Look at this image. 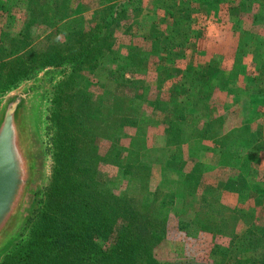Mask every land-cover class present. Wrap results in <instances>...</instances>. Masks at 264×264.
Wrapping results in <instances>:
<instances>
[{
  "label": "crops",
  "instance_id": "crops-1",
  "mask_svg": "<svg viewBox=\"0 0 264 264\" xmlns=\"http://www.w3.org/2000/svg\"><path fill=\"white\" fill-rule=\"evenodd\" d=\"M108 9L123 16L112 30L120 57L141 54V70L124 74L120 63L114 84L122 88L119 97L142 96V114L153 120L147 147L168 160L173 147L180 148L183 171L199 166L204 182L207 170L231 175L228 186L233 174L248 186L254 172L264 176V150L252 151L259 169L245 174L223 155L225 148L243 164L249 154L226 139L235 131L254 133L264 144V0H73L69 19L82 18L90 27L92 13L103 16ZM159 167L151 166L155 180ZM231 191H221L220 201L242 209ZM249 191L255 194L254 187Z\"/></svg>",
  "mask_w": 264,
  "mask_h": 264
},
{
  "label": "rangeland",
  "instance_id": "rangeland-1",
  "mask_svg": "<svg viewBox=\"0 0 264 264\" xmlns=\"http://www.w3.org/2000/svg\"><path fill=\"white\" fill-rule=\"evenodd\" d=\"M81 2V0H79ZM83 1V0H82ZM96 1V0H95ZM76 2V0H74ZM73 0H63V7L58 13V16H62L64 19L66 16L64 13L66 9H70V5ZM91 3V1H90ZM95 3L92 2L91 5ZM80 5V3H79ZM28 6V0H0V103L5 100L11 93L22 88L24 85L31 84L35 81L45 78V84L39 101L36 103V109L33 118V129L35 134L36 145L39 153V167L37 171V182L32 202L29 206V212L27 214V221L32 218L34 212L39 208L40 202L43 199V193L51 182L53 174L56 170H65L67 161L64 158L62 165H57L56 162V148L59 145L57 136L59 125V119L57 116L61 113L62 121L66 120L68 113L70 115L75 112L78 106H81L82 101L85 103L86 98L92 104L96 106L98 115H93L92 118L98 121L104 117V112L99 108L101 101L110 102V96H118L121 87L114 84L117 79L116 66L120 62V53L117 47L113 46V54L106 57L105 61L107 67L100 63L95 65L91 70L78 71L76 75L66 80L65 77V65L61 66L49 65L55 62H60L65 59V55L72 57L73 54L80 52L74 51L77 48H82V43L88 45L85 38L79 36H68L69 26L67 24L58 23L56 18L52 16V10L45 13H39L36 21L30 20L29 13L26 12ZM91 26H85L83 19L78 18L74 20L73 28L82 31V34H87L91 29H96L99 25V14L92 13ZM68 20H70L68 18ZM92 31V30H91ZM114 34V33H113ZM113 38V37H112ZM88 39V38H87ZM24 49V52L21 50ZM4 50V52L2 51ZM112 60H114L112 62ZM22 65L29 70V78L27 79H13V68ZM110 66V68H108ZM67 72V71H66ZM110 72L107 79L104 74ZM104 79L107 80L103 84ZM62 84V85H61ZM85 100V101H84ZM87 114V113H86ZM67 116V117H66ZM141 120H146V115L140 116ZM114 121L108 117L107 125L111 127ZM71 125H72V120ZM130 122V121H128ZM153 123V120L150 122ZM95 125L104 127L105 122H95ZM134 129L127 127L125 133L127 136H132ZM114 133V132H113ZM113 133L111 131L106 133L108 138L104 140L100 135H95L89 147L84 150L83 155L80 151L77 161L72 162L71 165L75 170L69 172V185L66 187V192L62 194L57 205H60L64 201L77 202L80 201L85 195L86 191L94 194L95 206L99 208V211L108 206V210L105 211V216L114 220L119 214L115 211L120 210L118 204H114L113 197H118L125 191V186L119 187L118 182V169L116 166V155L118 150L114 147L110 140H112ZM110 136V137H109ZM109 140V142H108ZM66 143V147L69 146ZM115 144V143H114ZM173 153L171 159H166V156L159 150L158 155H154L156 158L154 164L160 165L157 170L160 172V179L155 180L152 178L151 167L144 169L140 175V188L146 191L148 194H158L159 196L169 194L166 192L167 188L172 191L173 186L169 183L176 181V171L183 170V164L180 161V148L173 147ZM60 155V154H59ZM75 157V155H74ZM254 157V156H253ZM175 158V160L173 159ZM83 162H91L89 172H82L80 166L84 165ZM242 165L243 173H247L251 167L259 169L257 159L253 161L248 160ZM65 167L63 169V166ZM165 180L162 181V172L165 169V165H168ZM151 165V166H152ZM258 167V168H257ZM193 170V169H192ZM207 170V169H206ZM155 172V171H154ZM191 172V171H190ZM207 182L198 180L197 190L202 192L205 188L206 193L210 199H216L220 201L221 191L232 192L236 194L238 202L242 209L241 213L233 215V221L225 227L224 233L217 226L223 222V218L219 215H214V219H210L211 228L210 232H202L194 227V222L198 224L202 222L201 219L196 218L197 212H202L199 208V201L196 197H186L184 203L180 204L178 199L175 200V205L171 209V206L167 212L165 232L162 239L159 242L152 244V240L149 242L150 254L153 260L160 264H264V241L257 244L242 242L243 239L248 241L254 240L256 237L249 233L253 226H260L264 224V176L263 173L254 172V178L250 182V186L247 183L237 180L233 174V182L231 185H227L225 180L230 178L231 175L221 174L209 175ZM262 172V171H261ZM188 173V172H187ZM157 174V172H156ZM260 176V178H259ZM240 184H236L235 182ZM255 180V181H254ZM93 181L98 187L104 189V194L99 197L94 192L92 186L89 183ZM158 182V183H157ZM254 182V183H252ZM166 184L168 187H166ZM238 185V186H236ZM249 187L255 188V194L250 195ZM86 190V191H85ZM177 194V191L174 192ZM179 193V192H178ZM199 196V195H198ZM105 199L107 201H105ZM194 201V203H193ZM102 202V203H101ZM252 203L253 206L247 207L248 203ZM108 203V205H106ZM158 203H152L147 212L138 211L134 216V226L142 224V219L146 220V224L151 227H156L162 220L164 213H160ZM194 204L191 208H182L183 205ZM222 203V200L220 201ZM223 204V203H222ZM118 205V206H117ZM227 212L222 211V215L226 216L229 213L233 214L234 209L223 205ZM195 207V208H194ZM182 208L183 213L178 216L175 214V210ZM202 208V207H201ZM159 210V211H158ZM216 210L210 208L208 211ZM215 212V211H214ZM142 218V219H141ZM179 223L188 225L187 231H181L179 229ZM196 223V224H197ZM27 227L22 229L18 237L14 240L11 246L0 256V262L4 255L9 252L17 243L21 242L26 237ZM137 228V227H135ZM246 231V235L242 233ZM142 232V231H141ZM212 232V233H211ZM236 234H235V233ZM136 236H139V230H136ZM116 239L114 236L110 239V245H114ZM228 250V251H227ZM227 251V253H224ZM237 253H233V252ZM238 251H243L239 253ZM224 253V254H223Z\"/></svg>",
  "mask_w": 264,
  "mask_h": 264
},
{
  "label": "trees",
  "instance_id": "trees-1",
  "mask_svg": "<svg viewBox=\"0 0 264 264\" xmlns=\"http://www.w3.org/2000/svg\"><path fill=\"white\" fill-rule=\"evenodd\" d=\"M62 3L63 0H28L26 12L29 13L30 20L36 21L39 13L46 14L48 10L51 11L53 9V18H56L58 23L69 26V37H83L88 42V45L83 42L82 48L78 44L79 48L73 50L71 54L74 51H81L73 54L72 57L65 55L64 60L52 64L49 63V65L55 66L64 64L65 77L68 80L74 75L78 78V71L91 70L95 65L105 61L110 54H113L112 30L117 27V22L123 16L115 13L112 9H108L103 16H98L99 25L95 30L91 29L92 31L90 30L89 33L82 34V31L73 28L74 20H68L69 9H66L67 11L64 13L66 17L64 19H62V16H58V13L64 9ZM2 51L4 52V50ZM21 52H24V49ZM140 55L139 52L131 50L129 56L120 57L119 60L124 74L133 70H141L140 63L136 65ZM119 65L116 66L117 71L121 69ZM11 75L13 79H27L29 78V70L19 65L13 68ZM110 97V102L104 100L99 103V108L104 112V117L101 119L105 122L104 127L99 128L98 125H95V122H101V120L98 121L92 118L93 115H98V111L96 106L87 98L86 101L84 100L85 103L82 101L81 106H78L74 113L71 115L68 113V117L66 116L67 123L66 120L62 121L63 115L61 113L57 116L59 119L57 127L59 145H57L55 153L57 155L56 162L57 165H62L65 158L67 165L66 167L65 164L63 166L65 170L55 171L50 184L43 193L39 208L34 212L32 218L27 221L26 237L4 255L0 264H160L152 259L149 242L152 240L153 244L162 239L165 232L167 212L173 208L175 200L178 199L179 203L182 204L186 197H196L199 201V209L202 211L196 213V218L201 219L202 222L198 224L195 221L194 227L202 232H210L209 228L212 227L210 226V223H212L210 219L213 220L215 218L214 215H219L223 218V222L213 227H218L222 230L218 234L224 233L226 231L224 230L225 227L230 222L232 223L233 215L241 213L242 210L234 209L233 214L229 213L224 216L222 211L227 212V210L219 200L210 199L205 188L202 192H198V180H201L202 175V168L199 166H196L188 173L182 169L174 172L176 173V181L169 183V185L173 186L172 188L174 189L172 191H177V194L169 192L170 190L167 188L166 192L169 196L166 194L159 196L160 190L165 186L159 189L157 195L143 191L140 188V175L144 169L154 164L156 158H153V156L159 154V150L147 147V127L152 123H150L151 120L140 119L142 114L141 104H144V100H142V96L141 99L132 101L126 97ZM108 117L115 121L111 120L114 122L113 125L115 124L116 126L107 125ZM70 119L72 120V125ZM127 127L135 131L130 137L125 133ZM109 131H111V134L114 132L110 141L118 150L116 166L118 169L117 180L119 187L121 185L125 186V191L121 195L116 198L111 197L114 204L119 205L117 206L120 210L115 211L119 215L114 217V220L106 217L104 210L107 212L108 206L99 211L101 206L96 207L94 205L96 202L94 194L86 190V195L80 201H64L57 205L69 185V180L71 179L69 178L70 170L71 172L75 170L71 163L77 161L76 157H79L80 152L85 155L84 150L89 147L96 133L106 140L108 138L106 133ZM177 134H181V132L178 131ZM226 139L232 140L230 141L231 144L239 145L249 151L243 164L248 162V160H254L252 151L264 150V144L258 142L256 137H254V133L248 134L244 130L235 131L228 135ZM69 141L71 143L66 147V143L68 144ZM223 149V155L229 159L233 166L238 165L240 167V165H243L239 158L231 156L227 149V151H225V148ZM173 159L175 160V158ZM83 163L84 165L80 166V170L89 172L91 162L90 166L89 162ZM169 165H165V169L162 172V181L166 179L165 173ZM237 180L242 181L241 178ZM237 180L235 183L240 184ZM89 185L90 187L92 186L98 197L104 194V189L98 187L93 181H90ZM166 187H168L167 184ZM105 201L107 200L105 199ZM157 202H159L158 208L160 210L158 211L164 213L159 225L156 227L148 226L146 220L141 218L142 224L134 226L135 213L138 211L147 212L150 205ZM167 206H171V209L167 208ZM193 206L194 204L191 203L183 205L182 208H191ZM182 208L175 210V214L180 216L183 213ZM210 208H215L216 210L208 211ZM188 227V225L179 223L181 231H187ZM136 230H139V236H136ZM249 233L256 238L251 242L243 239L242 242L261 243V241H264V224L262 227L253 226ZM242 234L246 235V231ZM112 236L116 239L114 245L109 243ZM227 251H224V253H227ZM238 252L243 253V251ZM233 253L237 252L234 251Z\"/></svg>",
  "mask_w": 264,
  "mask_h": 264
},
{
  "label": "water",
  "instance_id": "water-1",
  "mask_svg": "<svg viewBox=\"0 0 264 264\" xmlns=\"http://www.w3.org/2000/svg\"><path fill=\"white\" fill-rule=\"evenodd\" d=\"M44 84L24 85L0 103V256L27 225L39 167L33 118Z\"/></svg>",
  "mask_w": 264,
  "mask_h": 264
}]
</instances>
